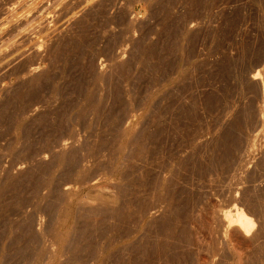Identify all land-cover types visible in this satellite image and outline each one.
<instances>
[{
  "label": "rangeland",
  "instance_id": "rangeland-1",
  "mask_svg": "<svg viewBox=\"0 0 264 264\" xmlns=\"http://www.w3.org/2000/svg\"><path fill=\"white\" fill-rule=\"evenodd\" d=\"M66 1L0 0V264H264V0Z\"/></svg>",
  "mask_w": 264,
  "mask_h": 264
},
{
  "label": "bare ground",
  "instance_id": "bare-ground-1",
  "mask_svg": "<svg viewBox=\"0 0 264 264\" xmlns=\"http://www.w3.org/2000/svg\"><path fill=\"white\" fill-rule=\"evenodd\" d=\"M57 3V4H59V3H62L63 4V6H66L67 7V5H68V2L66 1V0H53V3H55V2ZM59 2V3H58ZM38 3V2H37ZM78 6V5H77ZM65 8V7H64ZM63 8V9H64ZM37 9V8H36ZM11 9L9 8V9H7V11L9 12ZM45 10V9H44ZM74 10V9H73ZM4 11V10H3ZM13 14V13H12ZM41 16V15H40ZM51 17H52V15H51ZM39 22V21H38ZM19 24V23H18ZM36 25V24H35ZM255 25V24H254ZM46 26H47V24H46ZM45 26V27H46ZM35 29V28H34ZM44 29V28H43ZM45 29H47V28H45ZM13 30V29H12ZM35 31V30H34ZM53 31V30H52ZM9 33H10V31H9ZM29 33V32H28ZM35 33V32H34ZM48 34V33H47ZM28 36V35H27ZM35 41V42H34ZM39 41V40H38ZM34 45H36L37 44V41L34 39L33 40V42H32ZM43 43V42H42ZM250 43V42H249ZM17 44V43H16ZM40 44V43H39ZM34 47V46H33ZM13 48V47H12ZM35 49V48H34ZM255 52V51H254ZM253 52V53H254ZM251 53V52H250ZM6 56V55H5ZM244 68V67H243ZM34 71V70H33ZM261 73V72H260ZM260 73H259V71H255V72H253L252 73V75H251V78L253 79V80H256V79H258V77L260 76ZM254 85V84H253ZM255 86H256V84H255ZM256 88H257V86H256ZM262 97H263V99H262V102H260L261 104H259V114H260V116L259 117H262L263 119H264V87L262 88ZM257 108H258V106H257ZM246 114V113H245ZM254 116V115H253ZM231 125V124H230ZM234 125V124H233ZM225 128V127H224ZM226 131V130H225ZM238 136V135H237ZM231 138V137H230ZM233 138H234V136H233ZM225 139H226V137H225ZM220 140V139H219ZM231 140H236L235 138L234 139H231ZM226 142H227V140H226ZM232 144V143H230L229 142V140H228V142L226 143V144ZM211 144V143H210ZM228 144V145H229ZM238 144V143H237ZM244 144V143H243ZM234 145V144H233ZM236 145V144H235ZM234 145V146H235ZM225 147V146H224ZM227 147V146H226ZM237 147V146H236ZM241 147V146H240ZM230 148H232L231 146H230ZM228 151V150H227ZM232 151V150H231ZM247 151V150H246ZM226 152V151H225ZM229 152V151H228ZM253 152V151H252ZM227 153V152H226ZM230 154V153H229ZM62 157V156H61ZM227 157V156H226ZM250 157V156H249ZM224 159V158H223ZM222 159V160H223ZM228 159V158H227ZM226 159V160H227ZM231 159V158H230ZM229 161V160H228ZM227 161V162H228ZM243 161V160H242ZM206 162V161H205ZM223 162V161H222ZM230 163V162H229ZM234 163V162H233ZM244 163V162H243ZM201 164V163H200ZM236 164V163H235ZM231 165H233V164H231ZM239 165V164H238ZM263 165V164H262ZM234 166V165H233ZM255 166V165H254ZM236 168V167H235ZM241 168V167H240ZM230 170V169H229ZM239 170H241V169H239ZM254 171V170H253ZM251 172V171H250ZM235 176V175H234ZM254 179V178H253ZM261 181V180H260ZM215 182V181H214ZM246 182V181H245ZM255 184V183H254ZM77 199V198H76ZM82 199V198H81ZM78 201L80 200V199H77ZM83 200V199H82ZM77 203V202H76ZM80 203H82V201L80 202ZM260 205V204H259ZM264 205V204H263ZM63 208V207H62ZM215 210V209H214ZM244 210V209H243ZM252 210V209H251ZM263 211V210H262ZM246 213V212H245ZM68 214V213H67ZM196 214V213H195ZM65 215V214H64ZM60 216V215H59ZM220 216V215H219ZM222 216V215H221ZM223 219H226V223H228L227 225L228 226H231V227H234V229L236 230V232H238L239 233V236H243V234H245V233H247V232H249L250 231V229L252 228V226H253V224H252V220L249 218V217H247L245 214H244V212L242 211V209H240V208H237V207H235V206H233V207H231V209L230 210H228L227 212H224L223 213ZM205 220V219H204ZM262 221V220H261ZM28 222V221H27ZM67 226H68V224H67ZM67 226H66V228L64 229V230H62L63 232H60V234H58L59 235V242L60 241H62V240H64V238H66L65 237V235H66V233H67V235H69L68 234V232H69V228L67 229ZM197 226V225H196ZM69 227V226H68ZM71 228H72V226H70ZM229 228V227H228ZM231 229V228H230ZM255 229V228H254ZM252 230V229H251ZM232 231V230H231ZM58 232V231H57ZM254 232H255V230H254ZM71 233V232H70ZM229 233V232H228ZM57 234V233H56ZM240 234H242V235H240ZM66 235V236H67ZM236 235H238V234H236ZM261 235V234H260ZM57 236V235H56ZM249 236V235H248ZM189 237V236H188ZM235 238H237L236 236H234ZM57 238V237H56ZM239 238V237H238ZM229 239H230V237H229ZM234 239V238H233ZM240 240V239H239ZM223 241V240H222ZM61 245V244H60ZM177 252V251H176ZM241 255V254H240ZM238 257V256H237Z\"/></svg>",
  "mask_w": 264,
  "mask_h": 264
}]
</instances>
